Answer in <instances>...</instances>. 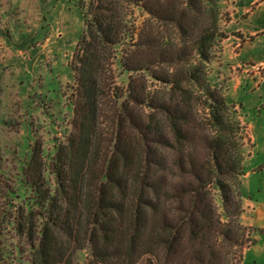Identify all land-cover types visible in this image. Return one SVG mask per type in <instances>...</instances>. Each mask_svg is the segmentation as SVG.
<instances>
[{
  "label": "trees",
  "instance_id": "obj_1",
  "mask_svg": "<svg viewBox=\"0 0 264 264\" xmlns=\"http://www.w3.org/2000/svg\"><path fill=\"white\" fill-rule=\"evenodd\" d=\"M195 4L76 0L82 31L68 62L69 131L44 157L24 118L16 173L0 179V254L4 235L16 237L12 264L20 255L24 264H138L146 255L145 264H217L221 242L235 248L225 264L240 263L254 241L213 217L245 175L234 144L243 128L209 80L208 52L226 38L217 11L188 42ZM133 9L150 20L138 24ZM160 23L176 39L159 34ZM39 102L31 99L24 116L38 104L48 117Z\"/></svg>",
  "mask_w": 264,
  "mask_h": 264
},
{
  "label": "rangeland",
  "instance_id": "obj_2",
  "mask_svg": "<svg viewBox=\"0 0 264 264\" xmlns=\"http://www.w3.org/2000/svg\"><path fill=\"white\" fill-rule=\"evenodd\" d=\"M228 8L237 10L235 23L229 24ZM244 8H248L249 13L240 17ZM214 11L218 12L219 31L230 40L224 38L209 50L206 66L210 70L209 80L221 86L222 94L234 106L232 110L243 128L234 144L240 143L245 175L229 185L227 199L223 203L218 201L217 215L213 218L214 221L232 223L233 231L237 225L245 227L247 238L254 241L241 250L239 264H264V64L256 67L258 62L264 63V0H196L188 12L191 21L186 27L188 42L198 31L197 27L210 25ZM133 12L138 24L142 19H149L144 14L138 20V11L133 9ZM237 30L240 32H235ZM81 31L82 20L76 0H0L1 180L16 173L21 148L26 141L24 118H29L34 140L44 157L51 151L55 136L69 131L65 101L72 78L68 62ZM157 31L176 39L171 24L160 23ZM237 43L240 48H235ZM230 51L236 52L233 60L228 58L233 55ZM222 52L224 64L220 61ZM236 62L250 70L242 75L237 88L234 87L236 80L228 78V75L241 74L239 68L232 70L229 67L235 66ZM152 86L159 88L157 84ZM31 99L40 105L39 101L43 100L49 116L41 113L36 104L31 116L25 117ZM248 125L252 126L250 132ZM200 129L195 125L192 131L196 136L202 135ZM194 145L197 148L195 158L202 160V145L198 140H194ZM162 152L168 159L171 151L164 149ZM3 239L9 247L3 248L0 254L1 264H12L15 256L11 243L16 237L11 239L4 235ZM216 249L217 264H225L228 255L235 251L227 242L218 243ZM147 258L149 256H143L138 264H145ZM74 260L82 264V258L75 257ZM24 261L20 255L16 264H24Z\"/></svg>",
  "mask_w": 264,
  "mask_h": 264
},
{
  "label": "crops",
  "instance_id": "obj_3",
  "mask_svg": "<svg viewBox=\"0 0 264 264\" xmlns=\"http://www.w3.org/2000/svg\"><path fill=\"white\" fill-rule=\"evenodd\" d=\"M253 2H254V1H252L250 4H252ZM242 11H243V12L240 14V17H243V16L245 17V16H247V14L249 13V9H248V8H244V10H242ZM227 12H228V14H229V17H231V20H232V21H231V20L228 18V19L230 20L229 24H231V23H235V22L237 21V18H235V17H236L237 10H236V9H233V10H232V9L228 8V9H227ZM224 14H226V13H224ZM235 32H240V31L237 30V31H235ZM241 34H242V33H241ZM242 35L245 36L244 34H242ZM250 36H252V34H251ZM226 40H230V37H227ZM242 41H244V40L242 39ZM235 48H240V43H239V44L237 43V44L235 45ZM223 52H224V50H223ZM223 52L221 53V60H220V61H221V64H224V62H223L224 60H222V54H223ZM229 53H233V55H229V57H228L230 60H233L234 54H235L236 52H234V51H230ZM257 64H258V66H256V67H259V66L263 65L264 63L260 61V62H258ZM234 65H235V66H229V67H230L232 70H234L235 68H239V70H241V74H239L238 76H237V75H236V76L230 75L231 77L228 75V78H230L231 81H233L234 79L236 80V81H235V84H234V87L237 88V87H239V85H240V83H241L240 80H241V78H242V75L245 74V73H247V71H250V70H247V68H245V67H244V64H242V63H237V62H236V63H234ZM255 65H256V64H255ZM229 67H228V68H229ZM254 76H255L254 78H257L255 73H254ZM248 127L250 128V129H249V132H250V130H252V126L248 125Z\"/></svg>",
  "mask_w": 264,
  "mask_h": 264
}]
</instances>
